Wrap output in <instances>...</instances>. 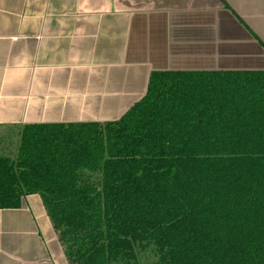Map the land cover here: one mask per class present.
Returning a JSON list of instances; mask_svg holds the SVG:
<instances>
[{
  "label": "trees",
  "instance_id": "16d2710c",
  "mask_svg": "<svg viewBox=\"0 0 264 264\" xmlns=\"http://www.w3.org/2000/svg\"><path fill=\"white\" fill-rule=\"evenodd\" d=\"M31 193L68 264H264V70L153 71L116 120L23 125L0 208Z\"/></svg>",
  "mask_w": 264,
  "mask_h": 264
},
{
  "label": "crops",
  "instance_id": "0c3cea01",
  "mask_svg": "<svg viewBox=\"0 0 264 264\" xmlns=\"http://www.w3.org/2000/svg\"><path fill=\"white\" fill-rule=\"evenodd\" d=\"M263 40V0H0V151L118 119L153 71L264 70ZM0 264H68L38 194L0 208Z\"/></svg>",
  "mask_w": 264,
  "mask_h": 264
},
{
  "label": "rangeland",
  "instance_id": "374dc122",
  "mask_svg": "<svg viewBox=\"0 0 264 264\" xmlns=\"http://www.w3.org/2000/svg\"><path fill=\"white\" fill-rule=\"evenodd\" d=\"M154 259L148 252L139 257V264H153Z\"/></svg>",
  "mask_w": 264,
  "mask_h": 264
}]
</instances>
